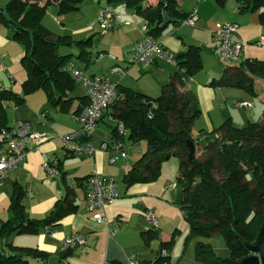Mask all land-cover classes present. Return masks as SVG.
<instances>
[{"label":"trees","instance_id":"16d2710c","mask_svg":"<svg viewBox=\"0 0 264 264\" xmlns=\"http://www.w3.org/2000/svg\"><path fill=\"white\" fill-rule=\"evenodd\" d=\"M83 1L0 0V26L10 30V38L22 47L19 62L26 72V79L21 84L23 96L4 86L0 89V131L10 127L6 124L5 103L19 106L24 103L25 96L37 90L44 91L54 107L63 109L70 105L73 98L68 95L73 91L76 79L64 70L71 54L63 55L59 48L70 46L74 41L67 35L48 31L41 25V19L50 4L63 14L78 11ZM104 1L111 6L121 4L140 16L145 33L153 39L169 23L180 26L190 13L180 10L178 0H158L154 6L148 5L146 0ZM225 1L217 0V4L222 6ZM236 1L241 14L257 13L259 23L264 25V0ZM74 43L79 47L76 57L87 56L84 48L91 44V38ZM201 54L202 49L193 45L175 54L177 70L161 86V93L156 98L116 84V98L99 121L107 124L114 141H122L125 136L118 134L110 119L123 124L130 142L146 144L143 155L122 178L126 186L155 181L162 163L171 157L178 160L177 205L188 224L190 236L209 237L220 233L230 252L228 259L218 258L210 244L197 241L194 246L196 260L206 264H239L251 254L246 245L255 244L264 224V111L258 122L236 127L227 119L210 132L193 135L200 110L195 94L186 89L185 84L201 70ZM256 75L264 79V61L246 59L238 66L226 65L221 76L212 79L209 85L243 88L253 93L252 81ZM85 98H78L82 105L74 114L88 105ZM151 102L156 108H152ZM149 114L151 118H148ZM191 146L194 154L190 159ZM23 196L21 187H15L8 207L10 216L0 221V264H27L28 258L47 259V255L38 249L12 247L6 240L13 233L36 234L42 227L56 226L62 218L77 210L69 200L67 190L47 217L32 219L21 203ZM146 234L157 238L158 230L152 229ZM167 248L169 246L162 243L153 261H139L140 264H169L168 253L160 255ZM3 249L9 252L7 256L1 254ZM72 250L62 252L59 260L63 262ZM112 264L120 263L113 261Z\"/></svg>","mask_w":264,"mask_h":264},{"label":"crops","instance_id":"0c3cea01","mask_svg":"<svg viewBox=\"0 0 264 264\" xmlns=\"http://www.w3.org/2000/svg\"><path fill=\"white\" fill-rule=\"evenodd\" d=\"M94 1L97 3V9L94 11L93 18L86 25L75 30V35L81 37L88 34L107 36L110 40L109 44L104 48L105 50L97 52L95 56L88 48L91 44L84 48L87 56L80 59L85 61V67L93 60L97 65L89 73H82L79 66L72 64L84 76L99 75L109 79L112 83L122 85V79L129 74L138 73L136 72V66L139 65L128 64L126 61L119 62L116 57L111 59L107 50L120 55L119 57L125 60V55L130 53L134 42L144 35V22L140 16L121 4L111 6L106 4L104 0ZM146 2L148 5L154 6L158 0H146ZM178 4L180 10L185 13L196 11L198 21L196 26L192 28L185 25L167 24L155 39L164 48L178 54L186 50L188 46H198L202 49V52L206 50L216 59L211 53L210 30L216 29L226 22H235L238 25L236 38L245 45L242 51L243 58L257 60L251 47H247V44H252V42L258 44L259 41H262L264 43V25L259 23L257 13L241 14L236 0H226L222 6L217 4V0H178ZM105 6L113 7L122 15L123 21L130 22V24L128 26L120 24L107 32L100 33L95 22L96 15L99 8ZM249 33H252V35ZM10 35V30L0 26V82L6 89L11 90L18 96H23L21 84L26 79V72L19 62L23 49L20 44L10 38ZM76 49L79 50V47L76 46ZM60 53L66 54L62 51ZM99 54L108 56L98 58ZM17 63L20 68H16ZM69 63H71L70 60ZM159 63L153 65L158 66ZM150 66L139 70L144 72L143 69ZM114 67L123 68L125 74H115L113 72ZM174 68L176 71L175 64ZM223 68L219 74L210 72L207 78L204 79L196 77L197 74H195L185 84V88L195 94L200 110L192 130L193 135H200L205 131L210 132L216 127L217 123H222L227 119L234 126H242L244 125L242 123L251 122L252 117H254L251 114L254 107L252 102H248L251 104L249 108H240L250 110L248 114L252 116L248 118V116L243 115L241 122L239 120L235 121L231 115L225 113L224 109L232 96V91L226 88L231 87H212L209 85L212 79L221 76ZM170 76L171 74L161 86L168 82ZM125 85L130 84L126 83ZM253 95L264 103V95L262 96L254 90ZM68 96L73 100H71L70 105L65 106L63 109L52 106L42 90H37L25 96L24 103L19 106H14L11 102L5 103L7 105L6 124L8 126L19 120L27 121L34 130L48 133L49 138L37 147L31 146L26 160L13 169L0 185V221L7 220L10 216L8 207L17 186L21 187L24 192L21 203L29 218L43 219L47 217L55 202L62 198L67 190L70 193L69 200L77 206L76 212L62 218L58 225L42 227L36 234L13 233L6 240V244L17 248L38 249L47 255L45 260L28 258L27 264H112L113 261L127 264L133 257L140 262H149L157 257L162 243L169 246L167 253L169 260H171L173 241L167 240V233L161 230V226H163L164 218H167L168 212L178 216H180V213L182 214L177 205L179 191L172 193L176 188L173 190L166 189L171 181L160 177L149 183H135L126 186L122 178L143 155L146 144L141 141L130 142L125 136L122 140L127 154L125 159H119L110 164L109 159L118 155V152L114 150L104 152L99 148L102 143L113 141V136L103 120L98 122L97 127L88 137L78 139L79 142L91 146L93 153L83 156H68L62 149L56 135L75 133L79 129L78 123L73 120V114L82 105L79 103V97L75 99L71 94ZM82 96L86 97L85 87ZM84 101H86V98ZM235 105H232L233 109H238ZM42 114L46 116V124H43ZM227 115L229 116L227 117ZM195 126L198 128L197 130H195ZM53 160L58 162L61 176L51 182L46 178L43 163ZM93 174L112 178L119 195V198L113 204L105 206L101 211L106 224L95 221L85 209L84 188L81 181ZM147 210L154 211L157 216V238H151L150 235L146 234V232L152 230L144 219V213ZM73 234L83 235L86 244L74 248L71 254L61 262L59 256L62 253V241ZM152 239L154 240L152 241Z\"/></svg>","mask_w":264,"mask_h":264},{"label":"built area","instance_id":"2783aa9c","mask_svg":"<svg viewBox=\"0 0 264 264\" xmlns=\"http://www.w3.org/2000/svg\"><path fill=\"white\" fill-rule=\"evenodd\" d=\"M198 21L196 11H191L187 18L180 22V25L195 27ZM96 24L99 29L107 32L117 25L123 24L128 26L130 22L123 21L122 15L114 8L105 6L99 8L96 15ZM238 25L234 22H226L218 28L210 30L212 41L211 53L222 64L240 65L246 59L242 56L243 43L236 38ZM145 32L146 28L143 26ZM260 45L264 44L259 41ZM108 55L99 54L98 58ZM131 60L128 64H136L147 67L158 62H169L175 64V53L164 48L158 41L144 33V35L136 40L130 51ZM114 59V57L109 56ZM1 62V57H0ZM64 70L74 79L82 82L85 87L86 99L88 105L83 107L78 113L73 114V120L78 123L79 129L75 133L66 135H56L62 149L68 156H83L93 153V148L87 144L78 141L80 137H88L97 127L102 114L107 110L109 105L116 98V84L103 76H84L72 64L67 63ZM113 72L117 75H124L125 70L121 67H114ZM3 88L0 82V89ZM152 108H156V104L151 102ZM223 107V105H221ZM236 108H249L251 104L238 102ZM43 124L47 123L44 114ZM152 116L149 114L148 118ZM115 123L117 132L120 136H126V130L123 124L110 119ZM49 138L48 133L38 132L32 128L27 121H16L7 129L0 131V185L9 176V173L17 166L22 164L27 157L31 146L37 147L40 143ZM101 151L114 150L118 152L109 159V163L113 164L119 159H125L126 151L121 140L104 142L100 145ZM43 169L46 173L48 181H54L61 176V170L56 160L43 163ZM84 188L85 209L92 215V218L100 223L106 224L105 218L101 215V211L107 205L113 204L119 195L116 191L115 182L112 178L101 177L96 174L90 175L81 181ZM176 188L174 182L168 183L166 189L173 190ZM144 219L153 230H158L157 216L154 211L147 210L144 213ZM86 244L85 237L81 234H73L66 237L61 244V252L72 250ZM1 254L7 256L9 252L6 249ZM167 254L166 250L160 252L161 256ZM127 264H140L134 257Z\"/></svg>","mask_w":264,"mask_h":264},{"label":"rangeland","instance_id":"374dc122","mask_svg":"<svg viewBox=\"0 0 264 264\" xmlns=\"http://www.w3.org/2000/svg\"><path fill=\"white\" fill-rule=\"evenodd\" d=\"M97 9V3L94 0H84L79 5V10L70 13L59 14L55 5L50 4L46 7L45 13L41 19V25L46 28L48 31L53 34H57L60 36L67 35L74 42L79 40H87L89 38L92 39V43L90 47V51L95 56L97 52L105 50L107 44H109V38L107 36L99 35L93 36V34L88 35H75V30L79 29L81 26L86 25L88 21L93 18L94 11ZM189 27V26H187ZM192 28V27H191ZM241 31V30H240ZM98 32V31H96ZM100 33H103L102 30L99 29ZM252 35V33H249ZM71 43L70 46H62L60 47V52H65L70 55V62L76 64L81 68L82 73H89L95 67H97L95 60L88 63V66L85 67V61L77 58L78 49H76V44ZM243 47L245 45L243 44ZM247 47H251V50L256 56L257 60H264V45L255 44H247ZM107 50V49H106ZM108 55L116 57L117 60L129 62L131 60L130 53L125 55V60H123L120 55L115 54L109 50ZM20 60V58H19ZM202 60V68L197 73L196 77H200L201 79L207 78V75L211 73L219 74L221 72L223 66L229 64H222L218 60L214 59L206 50L201 54ZM19 63V62H18ZM17 63L16 68L20 65ZM143 68L140 66H136V73L129 74L127 77L122 79L123 87L129 86L127 88L140 91L146 94L150 98H156L160 95V86L164 83L170 74L175 72L174 64L169 62H160L158 66H150L148 68L143 69L144 72L139 69ZM142 70V69H141ZM195 77V78H196ZM252 81V86L254 92L264 95V79L261 76H254ZM130 85H125L126 83ZM231 92V99L227 103L226 108L224 109L226 114H229L233 117V119L240 120L243 119V115L248 116V118L252 117L249 113L250 110L247 109H233L234 104L243 101L244 103L252 102L254 104L253 111L251 114L252 117L251 122H258L262 118V114L264 111V103L261 99L255 98L253 93L248 92L243 88H226ZM84 93V87L82 82L79 80L74 81V89L71 92V96L75 99L82 96ZM227 115V117L229 116ZM242 123L243 127L247 124ZM221 123H217L216 127ZM196 128V126H195ZM196 128L195 130H197ZM199 131V130H198ZM199 159H204V157L199 156ZM178 160L174 157L169 158L167 161L162 163L160 169L159 177L162 179L169 180L176 184V189L172 193H177L179 191V185L176 181L178 176ZM178 213V212H177ZM180 213V212H179ZM178 219V220H177ZM161 226V225H160ZM161 230L166 231L167 240H172V258L169 260V264H206L203 262H199L195 258L194 246L197 241H201L206 244H210L214 254L218 258L228 259L229 258V248L226 244L225 238L222 234H214L209 237L199 236L194 237L190 236L188 224L183 219L182 214L180 216L173 214L172 212H168L167 218H164L163 226H161ZM154 239H152L153 241Z\"/></svg>","mask_w":264,"mask_h":264},{"label":"water","instance_id":"95a60500","mask_svg":"<svg viewBox=\"0 0 264 264\" xmlns=\"http://www.w3.org/2000/svg\"><path fill=\"white\" fill-rule=\"evenodd\" d=\"M194 154V147L191 146L189 151V158ZM250 251L248 257L243 258L239 264H264V224L262 225L254 245H246Z\"/></svg>","mask_w":264,"mask_h":264}]
</instances>
